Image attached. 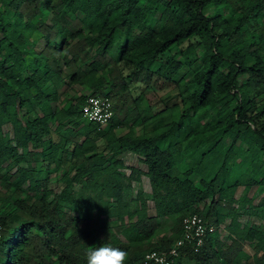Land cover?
Instances as JSON below:
<instances>
[{"label": "trees", "instance_id": "1", "mask_svg": "<svg viewBox=\"0 0 264 264\" xmlns=\"http://www.w3.org/2000/svg\"><path fill=\"white\" fill-rule=\"evenodd\" d=\"M182 67L192 71L179 88ZM143 73L185 96L177 121L166 108L136 110ZM89 97L111 102L106 125L81 118ZM215 134L230 142L223 154ZM235 150L246 168L225 185ZM124 154L145 170L121 173ZM141 177L152 215L141 193L123 199ZM256 185L264 187V0H0V264H87L88 250L102 244L140 264L149 251H167L190 214L214 231L196 253L179 248L174 264H264V229L241 226L234 207L249 217L262 210L264 220V198L253 206L246 194L235 197ZM226 217L230 241L220 245L215 227ZM163 218L173 225L157 237Z\"/></svg>", "mask_w": 264, "mask_h": 264}, {"label": "rangeland", "instance_id": "2", "mask_svg": "<svg viewBox=\"0 0 264 264\" xmlns=\"http://www.w3.org/2000/svg\"><path fill=\"white\" fill-rule=\"evenodd\" d=\"M40 22L41 21L38 18L33 20V23L35 25H39ZM149 22L152 23V20H149ZM121 41H122L121 35L117 33L115 35V43L119 44L121 43ZM41 44L42 42L40 41L38 45L35 46V48L38 49L41 46ZM184 46L182 48H184ZM195 48L197 51L201 49L200 47H197V46H195ZM175 51H176L175 49H171L166 54L168 55L167 57H169V55L174 53ZM115 54H116V46H114L109 51V54H107L106 56V60L109 58H112V56H115ZM152 70H154V68H152L150 72H152ZM191 71L192 69L187 68V67H182L178 71L176 76L179 77L180 79L182 78L178 84L179 88H181L184 82L190 77ZM136 80H137V83L134 84L133 95L138 97V105L136 107L137 111L141 109L142 112L153 113L159 109L166 108L167 112L172 111L171 112L172 120L177 121L179 119L182 108L184 107L185 96L179 95L177 93L178 87H176V85L173 84V82L166 81L163 78H160L158 76H153V75L150 78H148V76L144 73L141 74ZM242 82H243V79L240 80V83ZM145 87H148V88L145 90ZM172 106H174V109L171 110L170 108ZM147 108H149L150 111H147ZM35 111L39 114V112L36 109ZM17 113H18V118H21L23 116V109H17ZM210 113L212 114V112ZM206 120H202L201 123L205 122ZM192 122L197 125L200 124V122L196 120V118L193 115H192ZM185 129L186 127H185V122H184V124L182 125V130L185 131ZM1 132L2 134L11 137V127L8 124V122H5L1 126ZM219 136H220L219 134H215L214 140H217V139L219 140V144L217 145L216 149L218 152L223 154L225 150L227 149L230 142L227 138L222 137V136L219 137ZM99 148L101 149L100 144H99ZM203 149L204 147L197 150L195 152V156L197 157ZM244 157L247 158L246 155ZM121 160L123 161V166L122 168H120L119 171L123 174L127 175L129 173V168L131 167L140 169V171L142 172L145 170V167L141 163H139L136 156H133L130 154H124L121 156ZM38 165L39 163H36L33 166L37 167ZM45 167L48 170H51L52 168L51 166H45ZM245 168H246V162L243 161V158L239 154L238 150H235L234 159L229 166V169H228L229 176L225 181V185L231 184L235 180V178H237L240 174H242L245 171ZM183 169L184 167L180 166L178 168V171L181 172ZM212 174H213V171L209 173V177ZM55 176H57V174L55 175L51 174L49 177V189L53 191H56V184L54 182ZM192 180L195 184H197V181H198L197 177H193ZM80 185L81 184L74 185V188L77 191L80 190L79 191L80 194H82L83 196L89 195V196H94L96 198L98 197L99 195L98 192L92 191L87 188L85 190L79 189ZM138 193L139 194L141 193L143 198L146 200V204L148 207V213L152 215L153 204L151 201L149 186H148V183L145 177H141L140 183L133 182L131 183L129 188H125L123 190V199L125 201L131 200V198H134L135 196L136 197L139 196ZM242 194L243 195L246 194L247 198L251 200V204L255 206L257 205V203L259 202L261 198H264V187H259L257 185L252 186L247 192H245V190L242 192V189L238 188L235 197L237 198L238 196H240V198H242L243 196ZM133 206H134L133 203H130L129 205L130 209H133ZM234 207L236 208L237 213L240 214L239 218L237 219V222H239L241 226L254 225L260 230L264 229V220H263V217L261 216L262 210H259L256 216L249 217V216L242 215L241 204L239 205L236 204L234 205ZM68 208L69 206H64L65 210H67ZM229 221H230V218L226 217V219L218 227H215V231L218 237V244L220 245L221 244L226 245L230 241L229 233L225 227L228 225ZM172 225H173L172 218L160 219L159 226H158V232L156 233L157 237L168 236L169 230ZM242 248H243L244 253L248 256L247 262H250L253 258L252 244L249 242H244L242 245ZM262 260L264 263V258Z\"/></svg>", "mask_w": 264, "mask_h": 264}, {"label": "built area", "instance_id": "3", "mask_svg": "<svg viewBox=\"0 0 264 264\" xmlns=\"http://www.w3.org/2000/svg\"><path fill=\"white\" fill-rule=\"evenodd\" d=\"M80 113L85 122L103 126L112 117V104L105 97H89L82 104ZM213 231L214 227L205 224L198 215H187L182 219L180 235L172 246L167 251L145 253L140 264H174L179 248L187 243L196 253L203 246L205 237Z\"/></svg>", "mask_w": 264, "mask_h": 264}, {"label": "clouds", "instance_id": "4", "mask_svg": "<svg viewBox=\"0 0 264 264\" xmlns=\"http://www.w3.org/2000/svg\"><path fill=\"white\" fill-rule=\"evenodd\" d=\"M87 264H127L128 253L117 247L102 244L86 253Z\"/></svg>", "mask_w": 264, "mask_h": 264}, {"label": "crops", "instance_id": "5", "mask_svg": "<svg viewBox=\"0 0 264 264\" xmlns=\"http://www.w3.org/2000/svg\"><path fill=\"white\" fill-rule=\"evenodd\" d=\"M131 155V154H130ZM134 156V155H133ZM126 175V174H125ZM150 190V189H149Z\"/></svg>", "mask_w": 264, "mask_h": 264}]
</instances>
